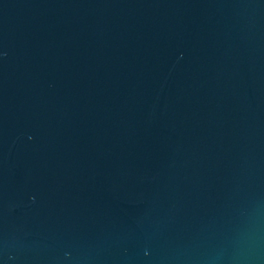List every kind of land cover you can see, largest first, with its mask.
<instances>
[{
	"label": "water",
	"instance_id": "95a60500",
	"mask_svg": "<svg viewBox=\"0 0 264 264\" xmlns=\"http://www.w3.org/2000/svg\"><path fill=\"white\" fill-rule=\"evenodd\" d=\"M0 264H264V0H0Z\"/></svg>",
	"mask_w": 264,
	"mask_h": 264
}]
</instances>
